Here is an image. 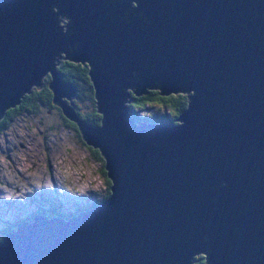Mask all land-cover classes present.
<instances>
[{"label": "water", "instance_id": "water-1", "mask_svg": "<svg viewBox=\"0 0 264 264\" xmlns=\"http://www.w3.org/2000/svg\"><path fill=\"white\" fill-rule=\"evenodd\" d=\"M59 58L87 66L97 126ZM45 75L110 193L20 220L0 264H264V0H0V119ZM152 88L186 94L176 123L133 118Z\"/></svg>", "mask_w": 264, "mask_h": 264}, {"label": "rangeland", "instance_id": "rangeland-1", "mask_svg": "<svg viewBox=\"0 0 264 264\" xmlns=\"http://www.w3.org/2000/svg\"><path fill=\"white\" fill-rule=\"evenodd\" d=\"M48 80L45 75L41 87ZM35 88L31 86L30 92ZM84 98L75 94L66 103L80 120V115L95 108V102ZM61 122L58 110L41 105L35 113L20 114L0 129V235L25 215L32 221L30 214L44 204V197L55 198L68 212L75 206L84 211V206L103 198L108 179L102 173V156L84 145L78 129Z\"/></svg>", "mask_w": 264, "mask_h": 264}, {"label": "trees", "instance_id": "trees-1", "mask_svg": "<svg viewBox=\"0 0 264 264\" xmlns=\"http://www.w3.org/2000/svg\"><path fill=\"white\" fill-rule=\"evenodd\" d=\"M59 62V65L56 66V70L58 71L60 78L69 82L76 88V95L78 97H88L92 100L90 101L94 103L91 83L87 76V66L81 63H74L63 60L62 58H59ZM159 93V90L155 88L146 89L145 93H141L139 95H135L132 94V92H129L131 101L127 104V107L136 121L142 122L144 120H147L148 124L162 121H172L176 123V117L186 106V94L168 93L164 95ZM84 99L86 100V98ZM41 105L45 106V108L48 110L53 108L58 110L59 115L62 117L61 125L77 131L76 124L68 120L58 106H56L57 108L54 107V104L51 102V91L47 88L46 84L39 89L35 88L31 90L28 95H24L21 98V101L18 105L7 109L3 117L0 119V129H2L4 126H7L8 123H10L13 119L16 118V116L20 114L31 115L35 113ZM80 117L86 122L90 123L92 126H97L99 124L100 115L96 112L95 108H91L89 111L85 112V114L80 115ZM84 145L86 144L84 143ZM88 147L96 154L99 153L95 148H92L90 146ZM102 173L105 174L104 171H102ZM106 185L107 189L102 199L107 198L110 193L109 180H107ZM97 202L98 201H94V204H96ZM77 208L78 206H75L73 210L68 212L59 206V203L55 198L52 199L44 197V204H40L38 206V211H36V213L45 216L57 214L63 218H67L73 215L75 213V210L76 212H79L80 210H78ZM86 208H88V206H84L83 209ZM32 216L33 213L30 214V217ZM25 219L29 220V217L26 216ZM20 220L22 219H19L18 221ZM13 228L14 226L6 229L4 228V230H2L1 232ZM195 260L196 261L193 264H205L202 255L195 256Z\"/></svg>", "mask_w": 264, "mask_h": 264}, {"label": "clouds", "instance_id": "clouds-1", "mask_svg": "<svg viewBox=\"0 0 264 264\" xmlns=\"http://www.w3.org/2000/svg\"><path fill=\"white\" fill-rule=\"evenodd\" d=\"M70 196V195H69ZM102 200V199H101ZM100 200H98V202H99ZM97 202V203H98ZM96 203V204H97ZM89 208V207H88ZM87 209V208H86ZM36 211H38V210H35V211H33L32 213H33V217L35 216V215H42V214H39V213H36ZM71 216H73V215H71ZM70 217V216H69ZM63 218V217H62ZM68 218V217H67ZM22 219V218H21ZM22 220H24V219H22ZM18 222H20V221H16V223H15V225H14V228H15V226H16V224L18 223ZM9 227H10V225H9ZM13 228V229H14ZM13 229H9V230H6V231H4V232H1V235H0V239L3 237V235L7 232V231H10V230H13ZM2 231V230H1Z\"/></svg>", "mask_w": 264, "mask_h": 264}, {"label": "flooded vegetation", "instance_id": "flooded-vegetation-1", "mask_svg": "<svg viewBox=\"0 0 264 264\" xmlns=\"http://www.w3.org/2000/svg\"><path fill=\"white\" fill-rule=\"evenodd\" d=\"M54 107H56V105H54ZM57 108V107H56ZM108 179V178H107ZM107 182V180H106ZM94 201H98V200H94ZM94 201L90 202L89 204H87L86 206L90 207L94 204ZM28 217V215H25L22 219H25V217ZM16 222H14L13 224H10V227H13L15 225Z\"/></svg>", "mask_w": 264, "mask_h": 264}, {"label": "bare ground", "instance_id": "bare-ground-1", "mask_svg": "<svg viewBox=\"0 0 264 264\" xmlns=\"http://www.w3.org/2000/svg\"><path fill=\"white\" fill-rule=\"evenodd\" d=\"M133 94V93H132ZM129 99H130V94H129ZM127 107V104L125 105Z\"/></svg>", "mask_w": 264, "mask_h": 264}]
</instances>
